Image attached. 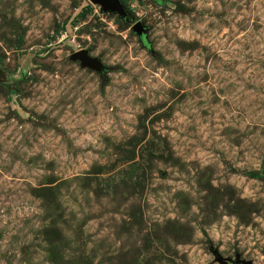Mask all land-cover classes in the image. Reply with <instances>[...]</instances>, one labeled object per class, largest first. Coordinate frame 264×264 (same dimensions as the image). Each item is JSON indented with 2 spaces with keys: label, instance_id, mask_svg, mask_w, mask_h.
<instances>
[{
  "label": "rangeland",
  "instance_id": "374dc122",
  "mask_svg": "<svg viewBox=\"0 0 264 264\" xmlns=\"http://www.w3.org/2000/svg\"><path fill=\"white\" fill-rule=\"evenodd\" d=\"M121 5L0 0V264H264V0Z\"/></svg>",
  "mask_w": 264,
  "mask_h": 264
},
{
  "label": "water",
  "instance_id": "95a60500",
  "mask_svg": "<svg viewBox=\"0 0 264 264\" xmlns=\"http://www.w3.org/2000/svg\"><path fill=\"white\" fill-rule=\"evenodd\" d=\"M89 2L98 5L101 11L116 13L117 16H119L120 18L127 19L125 11L121 5V0H89ZM132 29L138 34H140V31L142 30L141 22H134L132 25ZM69 59L78 60L80 66H85L96 71H100L102 69L98 59L96 57L88 56L87 51L85 49H80L73 52L69 55ZM214 259L217 262L223 264H249L248 261H244L238 258H235L234 260H231L229 258H222L218 254L214 255Z\"/></svg>",
  "mask_w": 264,
  "mask_h": 264
}]
</instances>
